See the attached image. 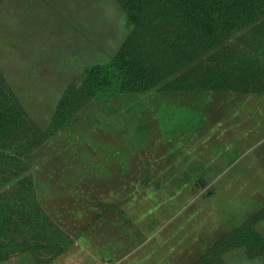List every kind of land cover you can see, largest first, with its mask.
I'll return each mask as SVG.
<instances>
[{
    "label": "rangeland",
    "instance_id": "374dc122",
    "mask_svg": "<svg viewBox=\"0 0 264 264\" xmlns=\"http://www.w3.org/2000/svg\"><path fill=\"white\" fill-rule=\"evenodd\" d=\"M127 31L114 0H0V73L25 114L0 124V264H196L264 210V92L206 86L215 51L151 53L148 91H84L53 122ZM242 31L223 43L232 67L264 55V29ZM163 106L194 117L168 131ZM36 208L68 240L56 253L32 237ZM223 259L264 264V254Z\"/></svg>",
    "mask_w": 264,
    "mask_h": 264
},
{
    "label": "trees",
    "instance_id": "16d2710c",
    "mask_svg": "<svg viewBox=\"0 0 264 264\" xmlns=\"http://www.w3.org/2000/svg\"><path fill=\"white\" fill-rule=\"evenodd\" d=\"M114 3L124 14L128 28L120 47L106 62L85 67L84 76L94 80L89 81L84 77L78 87L77 96L75 93H69L73 89L68 90L66 97L59 102L65 105L58 103L53 109V122L63 120L70 108L68 103L82 100L79 97L86 96L83 95L84 91L88 92V97L100 93L102 98L140 95L148 91L149 84L156 79L149 71L150 68H147L145 59L147 56L152 59L151 53L169 54V58L181 60L182 57L187 58L190 53L194 55L199 51H215L217 53L213 58L218 56L221 62L205 71L206 86L241 93L258 92L259 88L264 92V55L256 57L261 59L240 62L232 67L228 60L234 58L228 57L229 52L226 51L229 47L223 45L224 41L235 33L240 32L243 36L242 27L251 30L258 28L259 32L264 29V21H261V16H264V0H114ZM136 42L138 46H142V43L150 44V52L144 55L137 53L134 49ZM248 50L258 53L259 48L250 47ZM232 62L234 63V60ZM231 73L235 75L232 76ZM3 77L0 73V124L7 127L6 124L15 123L19 118H24L25 114L22 112L21 102L10 91ZM247 87H250V90L244 91ZM160 111L165 116L167 130L173 132V123L176 120L188 125L190 122L187 118L194 117L193 113H188L180 107L163 106ZM20 211L19 208V215ZM33 212L34 216H30L33 222H28L32 237L44 240L51 252H55V249L58 251L63 247L62 243L68 240L63 238L65 236L59 232L58 227L45 217L41 210L36 208ZM6 218L8 217L5 213L4 219ZM212 252L219 257L217 262L210 257ZM232 252H240L248 261H256L262 257L264 210L236 232L220 240L216 244L215 252L212 249L210 253L204 254L196 264H226L223 257Z\"/></svg>",
    "mask_w": 264,
    "mask_h": 264
}]
</instances>
